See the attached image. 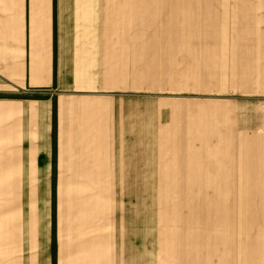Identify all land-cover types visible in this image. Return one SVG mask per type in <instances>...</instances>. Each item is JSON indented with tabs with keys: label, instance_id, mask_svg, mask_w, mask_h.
<instances>
[{
	"label": "rangeland",
	"instance_id": "obj_1",
	"mask_svg": "<svg viewBox=\"0 0 264 264\" xmlns=\"http://www.w3.org/2000/svg\"><path fill=\"white\" fill-rule=\"evenodd\" d=\"M82 1L90 10L121 18V38L90 37L100 53L74 63L72 78L85 77L96 86L15 85L2 72L1 47L0 122L5 102L24 101L22 116L40 106L47 113L45 147L56 137L58 105L66 99L108 91L136 105L138 117H123L122 123L127 118V126L152 137L155 154L154 173L148 175L153 180L139 167L137 257H154V264H264V128L254 127L257 105L264 113V96L251 100L264 95V0ZM112 19L104 22L106 28L113 29ZM17 112L10 111V120ZM51 145L38 158L44 179L28 181L24 190L15 150L2 154L0 170L9 164V180L0 175V206L17 207L11 216L23 203L28 210L43 206V222L51 230L47 255L72 257L83 231L65 225L60 210L73 183L77 187L78 181L66 179L72 178L69 172L77 178L79 165L59 159L56 143ZM112 200L107 205L117 202L122 224H116L117 246L126 257L123 189ZM97 222L87 239L104 245L107 227L101 234L105 226ZM11 258L20 264L19 257Z\"/></svg>",
	"mask_w": 264,
	"mask_h": 264
},
{
	"label": "crops",
	"instance_id": "obj_2",
	"mask_svg": "<svg viewBox=\"0 0 264 264\" xmlns=\"http://www.w3.org/2000/svg\"><path fill=\"white\" fill-rule=\"evenodd\" d=\"M108 19L111 22L112 18L97 12L95 8L90 10V3L84 4L82 0H0L2 72L18 86L95 87L92 81L85 82L88 78H77L79 81L73 79V66L81 59L89 61L91 52H99L100 46L92 44L90 37L121 38V18L112 19L113 29L106 28L104 22ZM7 63L9 68L14 69L13 72L6 69ZM81 90L95 91L92 88ZM104 92L62 101L58 105L56 137L53 139L51 136L45 147L41 143L44 134L46 137L49 131L46 111L43 113L40 106H30L22 116L19 112L24 113V101L3 104L0 158L3 153L15 150L22 190L28 181L36 183L44 179L42 160L38 158L42 149H53V145L49 146L53 142L56 143L59 159L62 156L69 164L79 165L76 168L77 178H74L76 172H69L72 178L66 179L78 183H75L76 188L73 183L69 196L65 195L69 200L66 206L62 202L60 213L63 223H71L72 230H82L83 236L79 251L74 256L50 257L47 249L51 230L49 224L47 226L43 222V206L40 209L34 205L28 210L26 203H23L14 216L11 213L17 211V207L0 206V264H13L11 257H19L20 264H154V257H137L138 249L135 250L139 167L145 166L146 180H153L148 177L153 175L155 166L152 137H144L137 127L127 126V118L138 117L136 105L121 100L119 96L107 94L108 91ZM260 96L264 95H254L251 100L258 102ZM15 110L18 111L17 116L10 120L9 113ZM123 117H127L124 124ZM261 119H264V113L257 105L254 127L258 130L264 128ZM11 134L14 136L11 137ZM8 165L0 170L6 182L9 180ZM122 189L126 197L123 211L127 212L123 216L126 257H122L120 246H117L116 224L122 225L116 219L118 204L115 201L112 207L107 205V202L113 201L112 196L115 199V194ZM71 191L76 193V197L72 196ZM37 197L36 193L34 199ZM111 211L112 219L108 217ZM66 212L67 218H64ZM39 213L43 214L41 220ZM11 217L15 219L12 223L9 222ZM101 218H106L105 222L102 223ZM96 222L99 228L105 226L100 229L101 234L107 227L104 245L101 241L88 242L86 231L93 228ZM18 241L20 246L15 248L14 243ZM224 258L222 260L225 262L232 261L230 257Z\"/></svg>",
	"mask_w": 264,
	"mask_h": 264
}]
</instances>
